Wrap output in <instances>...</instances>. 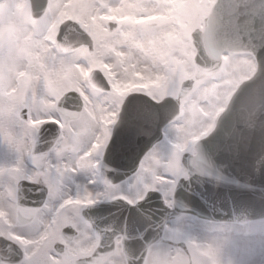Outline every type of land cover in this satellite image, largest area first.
I'll use <instances>...</instances> for the list:
<instances>
[{"label": "clouds", "instance_id": "obj_1", "mask_svg": "<svg viewBox=\"0 0 264 264\" xmlns=\"http://www.w3.org/2000/svg\"><path fill=\"white\" fill-rule=\"evenodd\" d=\"M130 94L150 98L136 135L166 120V158L144 164L135 192L103 173L74 179L96 175ZM50 121L63 132L45 147ZM222 154L264 166V0H0V264H94L97 247L103 264H216L196 240L134 248L143 233L116 209L86 224L84 210L149 189L170 207L172 178L211 176Z\"/></svg>", "mask_w": 264, "mask_h": 264}, {"label": "water", "instance_id": "obj_2", "mask_svg": "<svg viewBox=\"0 0 264 264\" xmlns=\"http://www.w3.org/2000/svg\"><path fill=\"white\" fill-rule=\"evenodd\" d=\"M150 98L143 94H130L122 105L118 122L113 132L120 130L130 132L135 126L152 120L151 112L148 110ZM166 120L161 117L157 119L151 130L145 134L136 135L137 147L130 155L114 157L105 152L101 173L109 180L117 184L136 170L142 155L162 136V127ZM49 135L42 139L47 147L57 135L58 129L55 125H48ZM216 164L211 176L205 174L194 179L180 178L173 193V207L163 204L161 193L156 190H148L144 200L135 204H128L124 200L105 201L102 204L85 209V218L89 213L112 212L117 218V223L124 221L126 216L140 217L147 213L152 217L151 227L144 231V222L139 225L128 224L130 233L142 232V238L137 236L130 241L134 248L144 243L163 240L162 233L164 225L172 217L181 213H192L201 218L215 222L231 221L244 223L254 219L264 218V198H260L261 189L264 188V166L259 174L253 173L247 157L240 160L226 162L227 157L223 154L215 158ZM224 165L221 167L220 165ZM110 165L111 167H104ZM31 203V201H29ZM182 245V243H180Z\"/></svg>", "mask_w": 264, "mask_h": 264}, {"label": "rangeland", "instance_id": "obj_3", "mask_svg": "<svg viewBox=\"0 0 264 264\" xmlns=\"http://www.w3.org/2000/svg\"><path fill=\"white\" fill-rule=\"evenodd\" d=\"M166 132H167V127H165V129H164L163 137L160 139L159 142L156 143V144L159 143L162 145L161 151H164V152H167V150L169 148V145L167 142V137H166ZM154 146L151 149H153ZM138 168H139V166H138ZM99 170H100V168H99V166H97V168L95 169L96 175L94 176L93 171L90 170L87 165H85L84 168L74 176V179H78L77 177L81 174V175H83L84 179L95 180L96 176L100 175ZM135 173L131 177L127 178L126 180H124L118 184V185H123L126 189V192L137 191L136 184L134 182L130 183V181H132L133 177L135 176ZM180 177H184V175H179L177 177L172 178V179H174V187H175V185H176V183ZM174 187H173V190H174ZM196 220H199L197 216H194L191 214H185V213L180 214L174 218H171L165 226V231H164L163 235L166 239H171L172 241H176V242L177 241H183L186 245V248H187L189 241H191V240H196L198 243H201L203 245L208 246V244H206V242H199L198 236L195 237V235L193 234L195 229L197 230V228H198V226L195 224ZM202 222H203L202 224H204V225L207 223H210L212 225L210 227L211 233L214 231H217L218 228L220 230L228 229L229 232L233 231L232 229L234 228L236 231V234L241 235V237L246 239L250 245L252 243L255 244L254 246H256V248H254L252 251L254 253V255L255 256L259 255V257L261 259H264V221L263 222L258 221V222H252V223H245L243 225H240V224L235 225V223H226V222L212 223V222H208L205 220H202ZM242 231H244V234L242 233ZM252 231H255L254 233H256V235L252 234L251 233ZM258 232H259V235L257 236ZM250 238H253V240H250ZM172 246L173 247H179L176 245H172ZM179 248L182 249V247H179ZM250 254L251 253L247 254V259H249ZM242 256L243 255H241L240 258L237 257V260H236L237 264L247 263V261H246L247 259L243 260ZM214 259L216 261V264H227V260H225L223 258L218 259L216 257L215 253H214Z\"/></svg>", "mask_w": 264, "mask_h": 264}, {"label": "snow or ice", "instance_id": "obj_4", "mask_svg": "<svg viewBox=\"0 0 264 264\" xmlns=\"http://www.w3.org/2000/svg\"><path fill=\"white\" fill-rule=\"evenodd\" d=\"M63 108H70L71 107V100H68L65 102L64 105H62ZM162 117V116H161ZM159 117V118H161ZM59 119V117H57ZM158 118V119H159ZM53 124L57 127L58 132L57 135L55 136L54 140H57L62 132L63 129L60 128L59 124H56L54 121H50L47 124L43 125L40 129L41 132L44 133V136L49 135V130H48V125ZM47 128V131L44 132V129ZM135 129H132L130 132H122L120 130H117L115 132H113V128L111 130V138L108 144V148H107V152L111 153L114 157H123L125 155H130L133 151H135L137 144H136V140H135ZM166 137H167V142H169V137L168 134L166 132ZM150 158H159L161 160L166 158V152L164 151H156L155 148L152 150H149V152H147L144 157L141 159L140 161V165L139 168L137 169L135 176L133 177L131 182H134L135 184L138 181H141L143 179V175L140 171V169L144 166L145 163H147L149 161ZM159 175H167L166 172L163 171H159L157 170ZM149 187H151L149 185ZM33 207H36L35 204H33ZM84 223H88L87 219L85 218ZM129 223H135L137 225H139L140 223H143L142 218L140 217H131V216H126L124 218V224L125 227H128ZM80 225L77 224L76 227H79ZM95 225H93L94 227ZM75 228L73 227V223H68L65 225L64 231L65 232H70V231H74ZM181 252H183L184 250H182L181 248L177 247ZM104 253L105 250L103 248L97 247V249L92 253L91 257H88L89 260H92L93 258H95V262L94 264H103L104 261ZM36 264H42V256L41 255H37L36 257Z\"/></svg>", "mask_w": 264, "mask_h": 264}, {"label": "bare ground", "instance_id": "obj_5", "mask_svg": "<svg viewBox=\"0 0 264 264\" xmlns=\"http://www.w3.org/2000/svg\"><path fill=\"white\" fill-rule=\"evenodd\" d=\"M161 147L162 145L159 143L154 146L156 151H161ZM77 178L79 180L84 179L83 175L81 174ZM198 219L199 220L195 221V224L198 226V228L197 230L195 229L193 234L195 235V237L198 236L199 242H206V244H208V247L213 250L218 259L223 258L227 260V264H237V257L240 258L241 255H243L242 257L244 260L247 259V254L251 253L249 259L246 260L247 263L245 264L257 263L258 255L256 254L257 256H255L252 252L253 249L256 248V246H254L255 244L252 243L250 245L246 239L241 237V235L236 234L234 228L231 232H229L228 229L220 230L218 228L217 231L211 233L210 227L212 225L210 223L204 225L202 224L203 222L201 218ZM242 233L244 234V231H242ZM250 240H253V238H250Z\"/></svg>", "mask_w": 264, "mask_h": 264}, {"label": "flooded vegetation", "instance_id": "obj_6", "mask_svg": "<svg viewBox=\"0 0 264 264\" xmlns=\"http://www.w3.org/2000/svg\"><path fill=\"white\" fill-rule=\"evenodd\" d=\"M263 221H264V220H263ZM263 221H259V222H263ZM251 223H252V222H251ZM254 232H255V231H252L251 233L255 235ZM258 262H259L258 264H264V259H261V260L259 259Z\"/></svg>", "mask_w": 264, "mask_h": 264}]
</instances>
